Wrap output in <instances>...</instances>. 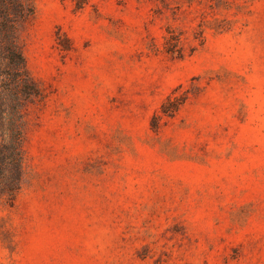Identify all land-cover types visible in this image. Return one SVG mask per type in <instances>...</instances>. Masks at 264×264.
<instances>
[{"label": "rangeland", "instance_id": "374dc122", "mask_svg": "<svg viewBox=\"0 0 264 264\" xmlns=\"http://www.w3.org/2000/svg\"><path fill=\"white\" fill-rule=\"evenodd\" d=\"M20 39L0 264H264V0H35Z\"/></svg>", "mask_w": 264, "mask_h": 264}, {"label": "trees", "instance_id": "16d2710c", "mask_svg": "<svg viewBox=\"0 0 264 264\" xmlns=\"http://www.w3.org/2000/svg\"><path fill=\"white\" fill-rule=\"evenodd\" d=\"M72 1L77 9L88 2ZM34 14L35 0H0V201L7 204L20 193L25 174L24 109L42 96L27 71L20 39L21 26Z\"/></svg>", "mask_w": 264, "mask_h": 264}]
</instances>
